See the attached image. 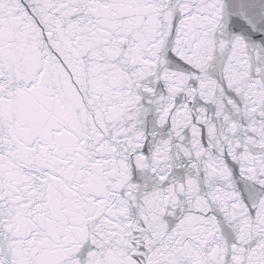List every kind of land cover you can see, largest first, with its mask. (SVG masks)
Listing matches in <instances>:
<instances>
[{
    "label": "snow or ice",
    "instance_id": "obj_1",
    "mask_svg": "<svg viewBox=\"0 0 264 264\" xmlns=\"http://www.w3.org/2000/svg\"><path fill=\"white\" fill-rule=\"evenodd\" d=\"M0 264H264V0H0Z\"/></svg>",
    "mask_w": 264,
    "mask_h": 264
}]
</instances>
